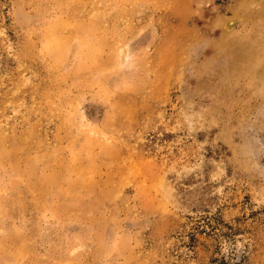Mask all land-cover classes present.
<instances>
[{
    "label": "rangeland",
    "instance_id": "obj_1",
    "mask_svg": "<svg viewBox=\"0 0 264 264\" xmlns=\"http://www.w3.org/2000/svg\"><path fill=\"white\" fill-rule=\"evenodd\" d=\"M0 264H264V0H0Z\"/></svg>",
    "mask_w": 264,
    "mask_h": 264
},
{
    "label": "bare ground",
    "instance_id": "obj_2",
    "mask_svg": "<svg viewBox=\"0 0 264 264\" xmlns=\"http://www.w3.org/2000/svg\"><path fill=\"white\" fill-rule=\"evenodd\" d=\"M237 23V22H236ZM230 24V23H229ZM232 24V23H231ZM232 27V26H231ZM230 29H232V28H230Z\"/></svg>",
    "mask_w": 264,
    "mask_h": 264
}]
</instances>
